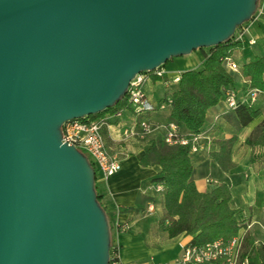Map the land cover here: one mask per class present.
<instances>
[{
  "label": "water",
  "instance_id": "95a60500",
  "mask_svg": "<svg viewBox=\"0 0 264 264\" xmlns=\"http://www.w3.org/2000/svg\"><path fill=\"white\" fill-rule=\"evenodd\" d=\"M257 0H0V264H108L87 157L61 124L130 79L227 41Z\"/></svg>",
  "mask_w": 264,
  "mask_h": 264
},
{
  "label": "crops",
  "instance_id": "0c3cea01",
  "mask_svg": "<svg viewBox=\"0 0 264 264\" xmlns=\"http://www.w3.org/2000/svg\"><path fill=\"white\" fill-rule=\"evenodd\" d=\"M249 34L258 37L252 24ZM198 51L200 61L190 68H196L201 63L204 50ZM249 57L240 51L239 60L236 61L240 64ZM169 60L161 68L165 71L162 78L153 80L152 73H148L141 84L145 96L153 104H158L172 88L175 82L171 79L174 75L190 69L184 67L175 71L168 66L173 63L172 58ZM233 81L238 94H242L243 79L240 74L235 73ZM253 106L260 109V114L246 124L240 123L235 109H229L223 100L206 109L201 130L206 136L205 150L191 155V177L200 191L208 190L213 183L227 181L231 191V207L237 209L238 218L255 240L264 242V157L250 161L251 148L244 143L264 118V95H260ZM167 111L166 108H156L145 114L152 130L135 137L123 134V129L137 119L131 109H123L118 115L110 116L102 127L105 144L111 153L118 156L121 167L104 178L96 179L95 184L113 220L114 227L110 234L117 245V258L124 264H155L172 259L191 238L183 233L168 237L163 193L153 187L157 183L159 166H144L139 162L140 154L146 150L150 140L161 135L162 125L169 120ZM179 131L188 133L182 127H179ZM232 134L236 140L231 147V158L236 164L232 170L224 172L210 159L208 153L218 148L220 139Z\"/></svg>",
  "mask_w": 264,
  "mask_h": 264
},
{
  "label": "trees",
  "instance_id": "16d2710c",
  "mask_svg": "<svg viewBox=\"0 0 264 264\" xmlns=\"http://www.w3.org/2000/svg\"><path fill=\"white\" fill-rule=\"evenodd\" d=\"M261 24L264 23L256 21L252 25L260 26ZM234 35L217 45L198 48L204 50L200 65L182 70L178 74L177 81L167 92L171 98L170 103L164 107L168 109V121L175 122L178 130L179 127L185 128L188 131L186 134L188 139L191 135L201 132L206 109L219 100H223V88L228 86L235 89L233 85L235 73L240 74L243 79L242 94L237 92L238 96L243 97L252 87L264 89V35L260 42L256 37L253 44L248 43V35L242 40H234ZM258 42L261 43L259 49L249 48ZM235 49L250 56L249 59L244 58L245 60L241 61L238 71L228 69L223 59L229 55L233 57ZM151 78L155 80L162 76L152 74ZM119 99L112 106L88 116L101 115L106 111L114 113L123 109L133 110V106L127 101L126 94ZM233 109L239 116L241 124L250 122L260 114V109L253 106V102L238 100ZM235 140L234 134L220 139L218 148L208 153L210 159L224 172H229L235 167L236 163L231 158V147ZM244 143L251 148L250 161L264 157V118L258 124L256 131L250 134ZM188 150V143L168 144L159 135L150 140L148 147L139 157L140 164L144 166H159V175L156 179L164 184L162 193L165 217L168 222L166 225L168 237L183 233L190 235L191 244H204L218 237L230 238L243 228L240 257H246L248 264H264V242L255 240L238 218L237 209L231 207L229 183L221 181L213 183L206 191L198 190L191 177L190 157L193 153H189ZM90 162L95 171L96 181L97 167L93 161L90 160ZM94 186L97 200L105 210L111 233L114 227L113 220L111 221L108 208L102 201V194L97 190L95 182ZM108 254L109 260L117 258V245L113 242L111 235Z\"/></svg>",
  "mask_w": 264,
  "mask_h": 264
},
{
  "label": "built area",
  "instance_id": "2783aa9c",
  "mask_svg": "<svg viewBox=\"0 0 264 264\" xmlns=\"http://www.w3.org/2000/svg\"><path fill=\"white\" fill-rule=\"evenodd\" d=\"M250 19L242 23L235 30L234 40H242L244 36L248 35V43L253 44L256 37L249 34L251 24L258 21H264V0H257L256 8L253 10ZM228 69L238 71L239 64L232 56L223 57ZM148 73L164 76L165 71L161 67H157L150 71H141L135 74L129 81L126 90L127 101L133 106V112L136 113L137 119L129 126L123 129V134L129 137L147 134L152 130L147 114L156 108H164L170 103L171 98L169 93L164 99L160 100L158 104H153L145 96L142 85L144 80L148 77ZM178 74L171 79L176 82ZM223 101L229 109L236 107L238 100L244 102H254L260 94L264 93V89L259 87L250 88L243 97L238 96L236 89L233 87L223 88ZM121 110L110 113L108 111L101 115L89 117L71 118L65 120L61 124L62 141L67 144H72L80 151L89 154L97 167V178H104L121 167L120 159L117 155L111 153L104 141L102 134V127L108 122V118L113 115H118ZM161 138L168 144H189V153H196L205 150L206 138L203 132H198L191 135L188 139L186 134L180 132L177 125L173 121H167L162 125ZM213 183L212 180H207ZM154 189L162 192L164 184L162 182L155 183ZM243 228L238 230V233L230 238L223 239L221 237L215 238L204 244H191L189 241L184 244L179 253L172 259L155 264H248L247 258L240 257L241 240ZM108 264H124L116 259H110ZM133 264H141L135 262Z\"/></svg>",
  "mask_w": 264,
  "mask_h": 264
},
{
  "label": "rangeland",
  "instance_id": "374dc122",
  "mask_svg": "<svg viewBox=\"0 0 264 264\" xmlns=\"http://www.w3.org/2000/svg\"><path fill=\"white\" fill-rule=\"evenodd\" d=\"M253 28L257 31L258 41L260 42V40L262 39L261 38L262 35H264V24H261L260 26L253 25ZM259 42L257 44H255L254 46H251L249 48L252 49L254 47V48L259 49L261 47V46L259 47V45H261V43H259ZM198 52H199L198 49H194L190 53L185 54V55H180V56L175 55V57H172V61H171V62H173L172 65H168V66L173 67V69H176L175 71H180V69H183L184 67L190 68V66L194 65L195 63L197 64V62L200 61V55ZM239 54H240V50L235 49L233 52V58L235 60H237V59L239 60ZM168 62H170V60ZM86 155L92 161L91 156L87 153H86Z\"/></svg>",
  "mask_w": 264,
  "mask_h": 264
}]
</instances>
